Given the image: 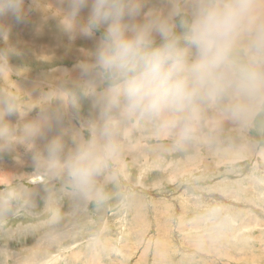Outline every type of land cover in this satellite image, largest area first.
I'll list each match as a JSON object with an SVG mask.
<instances>
[{"label": "rangeland", "instance_id": "374dc122", "mask_svg": "<svg viewBox=\"0 0 264 264\" xmlns=\"http://www.w3.org/2000/svg\"><path fill=\"white\" fill-rule=\"evenodd\" d=\"M24 12L20 22L11 15L0 19L12 45V71L7 78L0 76V109L9 103L17 108L13 115L0 114V123L13 130L11 147L0 150V264H264V114L256 117L249 133L261 155L246 154L244 160L221 167L199 141H186L182 147L172 136L156 138L150 127L132 129L121 154L123 166L116 161L100 178L103 197L84 202L63 190L61 181L49 178L33 157L56 138L71 146L72 129H80L96 113L87 100L72 109L59 101H30L28 94L43 97L57 83L73 88L72 77L61 75L49 83L43 75L72 69L83 59L79 50L93 48L95 41L79 35L71 39L56 20L46 27L43 11L31 0H25ZM44 27L54 33L53 42L43 41ZM34 37L42 45L39 49L16 47L19 39ZM7 46L0 40V49ZM50 107L60 110L62 119L42 124V133L28 138L25 125L52 113ZM203 128L207 132V126ZM230 130L240 138V129ZM142 132L145 146L127 147L129 141L140 140ZM227 138L225 130L215 137L220 154L228 151ZM193 157H203V164L199 159L196 168H181ZM32 174L41 176L39 182Z\"/></svg>", "mask_w": 264, "mask_h": 264}, {"label": "clouds", "instance_id": "9594fccd", "mask_svg": "<svg viewBox=\"0 0 264 264\" xmlns=\"http://www.w3.org/2000/svg\"><path fill=\"white\" fill-rule=\"evenodd\" d=\"M25 0H0V19L25 18ZM58 21L62 32L99 39L81 48L83 59L63 77V86L45 93L42 103L59 101L77 109L87 100L95 119L72 129L71 146L51 141L33 162L63 190L84 202L103 197L100 178L120 159L132 129L150 127L177 146L199 130L224 121L248 125L264 114V0H31ZM84 10L87 14L82 15ZM0 76L7 78L11 45L0 24ZM17 111L9 103L0 114ZM62 119L42 113L25 125L28 138L41 125ZM83 129V130H82ZM84 130L88 135L85 136ZM13 130L0 123V150L11 147Z\"/></svg>", "mask_w": 264, "mask_h": 264}, {"label": "bare ground", "instance_id": "6f19581e", "mask_svg": "<svg viewBox=\"0 0 264 264\" xmlns=\"http://www.w3.org/2000/svg\"><path fill=\"white\" fill-rule=\"evenodd\" d=\"M42 20L44 21V24H46V27L47 26H49L50 24H53V21L55 20V19H52V18H48V17H46V14L43 12V17H42ZM57 21V20H56ZM55 21V22H56ZM31 24V23H30ZM33 24V23H32ZM35 24H37V26H38V22H35ZM35 24H34V26H35ZM53 25H55V24H53ZM51 26V25H50ZM49 26V28H51ZM48 29V28H47ZM35 30H37V29H35ZM52 30V29H51ZM40 33H42L43 35H44V37L46 38V40L42 37V39H43V41H45V42H47V43H50L51 41L53 42L54 40H55V35H54V33H49L46 29H45V27L41 30V32ZM37 34V33H36ZM42 36V35H41ZM52 37V38H51ZM35 38V37H34ZM93 41H96V39H92ZM19 41H20V45L19 44H17L16 42H14V43H16V47L19 49V50H22V51H27V50H31V49H34V50H37V49H39V47H42V45H40L41 43H36V42H34V41H37V39L35 38V39H30V40H27V39H25V40H23V41H21L20 39H19ZM18 41V42H19ZM40 41V40H39ZM38 42V41H37ZM12 46V45H11ZM33 47V48H29V47ZM45 47V46H44ZM16 48V49H17ZM21 51V52H22ZM39 51V50H38ZM23 53V52H22ZM30 54V53H29ZM32 54H34V53H32ZM32 54H30L31 56H32ZM30 57V56H29ZM27 58V57H26ZM25 58V59H26ZM40 59V58H39ZM27 60H28V58H27ZM34 65V64H33ZM23 66V65H22ZM15 72H17V70L15 71ZM18 74V73H17ZM26 74V73H25ZM18 75H20L21 77L23 76V75H21L20 73L18 74ZM43 77H44V79L46 80V81H48L49 83L50 82H52V83H54V82H56L60 77H61V74L60 73H57V74H44L43 75ZM23 78V77H22ZM27 78H28V76H27ZM65 78V77H64ZM62 79V78H61ZM73 79V78H72ZM60 81V80H59ZM66 81V80H65ZM33 82V81H32ZM32 82H30V83H32ZM34 82H36V81H34ZM56 84V83H55ZM12 85V84H11ZM37 86V85H36ZM62 85L60 84V85H58V83H57V85H56V88H58V87H61ZM18 88V87H17ZM66 88V87H65ZM27 89V88H26ZM31 89V88H30ZM22 90V89H21ZM25 90V89H24ZM32 90H33V88H32ZM27 91V90H26ZM34 91V90H33ZM10 92V91H9ZM28 92V91H27ZM49 92H50V90H49ZM26 94V93H25ZM28 96L30 97V101H35L36 102V100H40V99H42V95H41V93H37V94H35L34 92L31 94V93H29L28 94ZM2 98V97H1ZM27 98V97H26ZM9 102V101H8ZM55 102V101H54ZM53 103V102H52ZM33 104H35V103H33ZM45 105V104H44ZM39 106V105H38ZM49 106V105H48ZM51 106V105H50ZM53 106V105H52ZM43 107V106H42ZM41 107V108H42ZM45 108H46V106H44ZM52 108H54V107H50V111L53 113V110H52ZM21 110V109H20ZM58 110V109H57ZM49 111V112H50ZM38 113H39V111H38ZM48 113V112H47ZM64 113V112H63ZM13 115V114H12ZM258 116V115H257ZM256 116V117H257ZM36 117V116H35ZM38 117V116H37ZM256 117L248 124V125H244V126H241V125H236V124H233V123H231V122H229V121H224L221 125H220V127L219 128H217L216 130L219 132H217V133H212L213 135H209L210 133L208 132L209 131V127L207 126V132H204V128L202 127L199 131H200V134L199 135H197V138H195V139H193L194 141H195V143L197 144V142L199 141V143H201L203 146H204V148H205V151H208V154L210 155V157L211 158H215V160H218L217 161V165L218 166H223L224 164H226V163H228V164H230V163H233V162H237V161H240V160H244L245 159V157H246V154H253L254 152V154H256V155H261V153L259 152V151H257L256 150V147H254V145L253 144H251V142H250V137H249V133H250V131H251V128H253V126H254V122H255V119H256ZM258 118V117H257ZM36 119V118H35ZM37 120V119H36ZM30 122V121H29ZM32 122V121H31ZM34 122V121H33ZM253 123V124H252ZM259 123V122H258ZM48 124H49V122H48ZM45 125H47L46 123H45ZM44 125V126H45ZM229 125H231V127L229 126ZM253 125V126H252ZM64 126V125H63ZM252 126V127H251ZM204 127H206V126H204ZM251 127V128H250ZM63 128V127H62ZM67 128V127H66ZM231 128H236V129H240L241 131H242V134H241V136H240V138H239V135L240 134H238L237 132H235V130H233L232 132H231ZM151 129V131H152V133L155 135V133H154V131H153V129L152 128H150ZM41 130V129H40ZM43 130V129H42ZM144 130V129H143ZM215 130V131H216ZM226 131V132H228V134H229V138H227V140H224V144H225V146H228L229 148L227 149L228 151H225V150H223L224 152H222V154H220V149H218L217 147L215 148V146L217 145V142L215 141V137L216 138H218V135L219 134H221V132H223V131ZM240 130H238V131H240ZM41 132V131H40ZM65 132V131H64ZM235 132V133H234ZM42 133V132H41ZM71 133V132H70ZM141 134V139L140 140H138L136 143H132L131 141H129L128 142V145H127V147H129V148H134V146H138V145H141V144H143L144 146H145V144L143 143L144 141H143V138H145L146 136L143 134V132L142 133H140ZM215 134V135H214ZM150 136H151V134H150ZM150 136H148V137H150ZM19 137V136H18ZM27 137V136H26ZM155 137L157 138V136L155 135ZM161 137V136H160ZM166 137H170V136H166ZM210 139V141L209 142H207V140L206 139ZM163 139V138H162ZM172 139V138H171ZM128 141V140H127ZM31 143V142H30ZM185 143V142H184ZM184 143L182 144V145H180V146H184ZM219 144H220V142H219ZM21 145V144H20ZM32 145V144H31ZM192 145V144H191ZM222 145V144H221ZM220 145V146H221ZM193 146V145H192ZM218 146V145H217ZM36 147V146H35ZM154 147H156V146H154ZM224 147V146H223ZM180 148V147H179ZM188 148V147H187ZM193 148L195 149V147L193 146ZM39 149V148H38ZM184 149H186V148H184ZM198 149V148H197ZM11 150V149H10ZM17 150V149H16ZM15 150V151H16ZM19 150V149H18ZM28 150H30V149H28ZM32 150H33V148H32ZM36 150V149H35ZM198 151V150H197ZM200 151V150H199ZM260 151H264V149L263 150H260ZM141 152V151H140ZM228 152V153H227ZM23 153V152H22ZM22 153H20V155L22 154ZM32 153V152H31ZM121 154H123V153H121ZM23 155V154H22ZM21 155V156H22ZM199 155V154H198ZM219 155H220V157H219ZM123 156H124V154H123ZM201 156V155H200ZM18 157V156H17ZM147 157V156H146ZM224 158V160H221L220 158ZM155 158V157H154ZM153 158V159H154ZM194 159H193V161L191 160L192 158H190L189 160H188V162L186 163V165H188V166H186L185 164V166H183V164L181 165L182 167L181 168H184L185 170L186 169H189V168H196L197 167V160H199V164L200 165H202L203 164V157H193ZM248 158V157H247ZM162 159V158H161ZM18 160H20V159H18ZM24 160V159H23ZM159 160V159H158ZM163 160V159H162ZM120 161H121V156H120V159L117 161L118 163H119V165L120 166H123V164L121 163L120 164ZM124 161V160H123ZM122 161V162H123ZM150 161H152V160H150ZM155 161V160H154ZM184 161V160H183ZM14 162V161H13ZM21 162V161H20ZM28 162H30V161H28ZM27 162V163H28ZM169 162V161H168ZM174 162V161H173ZM192 163V165H189V163ZM224 162V163H223ZM166 163V162H165ZM21 164H23V163H21ZM25 164V163H24ZM172 166V165H171ZM170 166V167H171ZM140 167V166H139ZM155 167V166H154ZM183 169V170H184ZM18 170V169H17ZM174 170V169H173ZM177 170V169H176ZM181 170V169H180ZM192 170V169H191ZM126 172V171H125ZM172 172V171H171ZM16 173V172H15ZM44 173V172H43ZM142 173V172H141ZM173 173H175V172H173ZM180 173V172H179ZM37 174V173H36ZM42 174V173H41ZM47 174V173H46ZM32 175H34V177L35 176H37V175H35V174H32ZM40 175V174H39ZM175 175V174H174ZM27 177V176H26ZM33 177V178H34ZM41 177V176H40ZM40 177H38L37 176V179H41ZM22 178V177H21ZM44 179H45V177H43ZM43 178H42V180H43ZM35 179V178H34ZM42 180H41V182H42ZM107 180H109V179H107ZM169 180V179H168ZM37 181L38 180H34V182H36L37 183ZM39 182V181H38ZM168 183V182H167ZM170 183V182H169ZM168 183V184H169ZM157 184V183H156ZM44 185V184H43ZM115 185V184H114ZM25 189V188H24ZM35 189H33V191H34ZM32 191V190H31ZM24 192V191H23ZM13 193V192H12ZM61 197V196H60ZM50 198H51V196H50ZM57 198V197H56ZM46 199H47V197H46ZM50 201V200H49ZM55 205V204H54ZM83 207V206H82ZM258 209V208H257ZM129 226V225H128ZM46 227V226H45ZM142 233V232H141ZM91 249V248H90ZM52 259H54V258H52ZM16 260V259H15ZM54 262V261H53ZM53 262H51V263H53Z\"/></svg>", "mask_w": 264, "mask_h": 264}, {"label": "water", "instance_id": "95a60500", "mask_svg": "<svg viewBox=\"0 0 264 264\" xmlns=\"http://www.w3.org/2000/svg\"><path fill=\"white\" fill-rule=\"evenodd\" d=\"M34 180H38V181H39V179H37V178L33 179V181H34ZM38 181H37V182H38Z\"/></svg>", "mask_w": 264, "mask_h": 264}]
</instances>
